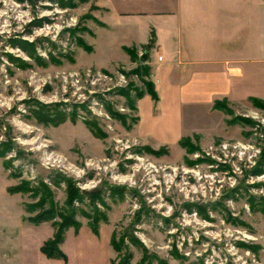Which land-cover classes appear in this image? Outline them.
Listing matches in <instances>:
<instances>
[{
  "label": "rangeland",
  "instance_id": "1",
  "mask_svg": "<svg viewBox=\"0 0 264 264\" xmlns=\"http://www.w3.org/2000/svg\"><path fill=\"white\" fill-rule=\"evenodd\" d=\"M255 2L250 39L239 30V49L223 45L226 95L158 109L173 134L154 148L134 127L141 97L161 105L155 34L123 17L167 13L174 1L0 0L1 262L26 251V264L42 263L37 253L49 264H264V0ZM222 3L246 15L243 0ZM144 36L141 47L123 43Z\"/></svg>",
  "mask_w": 264,
  "mask_h": 264
},
{
  "label": "crops",
  "instance_id": "2",
  "mask_svg": "<svg viewBox=\"0 0 264 264\" xmlns=\"http://www.w3.org/2000/svg\"><path fill=\"white\" fill-rule=\"evenodd\" d=\"M171 1H174V4H171L167 13L156 11L155 5L153 11L142 18L123 17L124 21L132 19L137 23H147L155 34L150 63L155 92L160 95L159 103L162 106H156V99L153 100L149 94H145L138 101V123L134 127L135 138L142 144L154 148L156 142L167 144L173 134L171 128H164L161 122H158V118L156 119L158 109L163 107L171 113L182 105L209 104L214 99L226 95L228 86L225 82L227 73L224 68L227 61L223 45L232 44V47L235 45L239 49L243 38L236 37L239 30L242 32L246 29L244 35L248 34L250 39V30L253 29L251 14L248 13L253 5L257 7L255 0H243L247 12L242 16L239 10L233 9V13L226 12L222 3L225 0ZM182 1L190 3H186L183 7L178 3ZM238 1L232 0L234 5ZM226 18L228 20L233 18L231 27H224ZM145 42L144 36L133 40L124 39L123 43L141 47ZM163 98L166 100L164 104L161 103ZM170 98H174L175 102L176 99L178 101L171 105ZM24 252L25 255L15 264L27 263V253ZM38 260L43 264L50 262L41 253L36 255V261Z\"/></svg>",
  "mask_w": 264,
  "mask_h": 264
},
{
  "label": "trees",
  "instance_id": "3",
  "mask_svg": "<svg viewBox=\"0 0 264 264\" xmlns=\"http://www.w3.org/2000/svg\"><path fill=\"white\" fill-rule=\"evenodd\" d=\"M19 47L23 50V51H25L28 55H30V52H29V49L25 46V45H22V44H20L19 45ZM154 98H156V92H155V90H154ZM42 216H44V215H42ZM41 216V217H42ZM63 219V218H62ZM48 255V254H47Z\"/></svg>",
  "mask_w": 264,
  "mask_h": 264
}]
</instances>
